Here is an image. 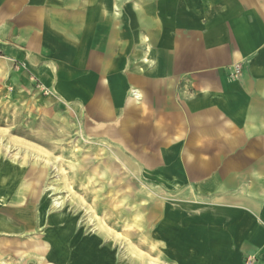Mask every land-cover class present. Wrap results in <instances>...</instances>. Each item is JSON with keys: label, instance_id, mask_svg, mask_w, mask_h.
Returning a JSON list of instances; mask_svg holds the SVG:
<instances>
[{"label": "crops", "instance_id": "crops-1", "mask_svg": "<svg viewBox=\"0 0 264 264\" xmlns=\"http://www.w3.org/2000/svg\"><path fill=\"white\" fill-rule=\"evenodd\" d=\"M0 69L67 83L149 183L122 239L11 203L14 166L0 264H264V0H0Z\"/></svg>", "mask_w": 264, "mask_h": 264}, {"label": "rangeland", "instance_id": "rangeland-1", "mask_svg": "<svg viewBox=\"0 0 264 264\" xmlns=\"http://www.w3.org/2000/svg\"><path fill=\"white\" fill-rule=\"evenodd\" d=\"M62 67L69 73L70 61L62 60ZM30 75L25 81L0 69V159L34 169L32 178L43 172L39 201L63 202L60 208L47 205L44 212L52 208L66 221L71 215L78 220V233L107 231L122 239L143 233L134 198L149 183L141 174H123L117 148L95 136L100 130L82 102L65 91L67 83L56 88ZM134 245L127 242L126 250Z\"/></svg>", "mask_w": 264, "mask_h": 264}, {"label": "bare ground", "instance_id": "bare-ground-1", "mask_svg": "<svg viewBox=\"0 0 264 264\" xmlns=\"http://www.w3.org/2000/svg\"><path fill=\"white\" fill-rule=\"evenodd\" d=\"M14 166H15L14 161L11 160V161H8L4 166L0 167V174H2L4 172H6V174H8L5 177H0V202L7 201V196H10V191H11L10 188H12L13 182H10L11 181V179H10L11 175L9 176V174H16V173H13ZM22 170H23V168L20 167L19 171H22ZM33 171H34V169H32V171H29V172L27 171L25 176L26 175L27 176H31V175L33 176ZM30 173H32V174H30ZM42 173L39 172V174H35V176L33 178L31 176V177H29V179L27 178L26 180H24L22 182L21 186L18 188V190L11 196L10 202L14 203L15 205L17 203L21 204L22 202L25 201V198H27L28 196L29 197L37 196L36 193L40 189V186L37 184H40L39 183V181L41 180L40 178L44 175ZM30 179H33V181H31ZM47 197H45V199ZM49 204H52L53 208H60L63 205V202H58V200L55 199V200H52L51 202L49 201L48 204L45 203L44 206L47 207V205H49ZM43 211H45V208ZM44 213L42 212L43 215H44ZM3 227L6 228V225H0L1 229H3ZM3 230H5V229H3ZM38 249H40V248H38Z\"/></svg>", "mask_w": 264, "mask_h": 264}]
</instances>
